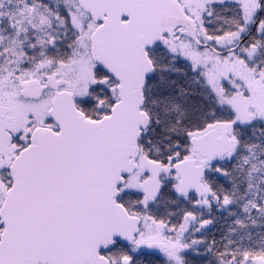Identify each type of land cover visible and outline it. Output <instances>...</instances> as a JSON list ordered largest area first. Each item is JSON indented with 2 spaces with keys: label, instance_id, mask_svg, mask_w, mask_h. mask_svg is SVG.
<instances>
[{
  "label": "snow or ice",
  "instance_id": "obj_1",
  "mask_svg": "<svg viewBox=\"0 0 264 264\" xmlns=\"http://www.w3.org/2000/svg\"><path fill=\"white\" fill-rule=\"evenodd\" d=\"M0 264H264V0H0Z\"/></svg>",
  "mask_w": 264,
  "mask_h": 264
}]
</instances>
